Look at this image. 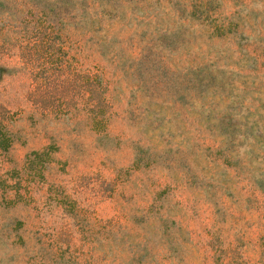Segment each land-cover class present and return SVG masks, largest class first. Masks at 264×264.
<instances>
[{
	"label": "rangeland",
	"instance_id": "1",
	"mask_svg": "<svg viewBox=\"0 0 264 264\" xmlns=\"http://www.w3.org/2000/svg\"><path fill=\"white\" fill-rule=\"evenodd\" d=\"M0 145V264H264V0H0Z\"/></svg>",
	"mask_w": 264,
	"mask_h": 264
},
{
	"label": "trees",
	"instance_id": "2",
	"mask_svg": "<svg viewBox=\"0 0 264 264\" xmlns=\"http://www.w3.org/2000/svg\"><path fill=\"white\" fill-rule=\"evenodd\" d=\"M1 146V145H0ZM8 145H5L4 147H7Z\"/></svg>",
	"mask_w": 264,
	"mask_h": 264
}]
</instances>
